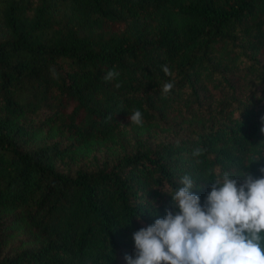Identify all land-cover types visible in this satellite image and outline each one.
<instances>
[{
    "label": "trees",
    "instance_id": "16d2710c",
    "mask_svg": "<svg viewBox=\"0 0 264 264\" xmlns=\"http://www.w3.org/2000/svg\"><path fill=\"white\" fill-rule=\"evenodd\" d=\"M262 117L264 0H0V264H127L183 175H264Z\"/></svg>",
    "mask_w": 264,
    "mask_h": 264
},
{
    "label": "clouds",
    "instance_id": "9594fccd",
    "mask_svg": "<svg viewBox=\"0 0 264 264\" xmlns=\"http://www.w3.org/2000/svg\"><path fill=\"white\" fill-rule=\"evenodd\" d=\"M161 69L166 76L173 75L167 65ZM118 76L113 69L103 79ZM173 87L172 82L164 83L162 94ZM129 119L132 125H143L139 109ZM260 131L264 133V127ZM260 171L264 173V168ZM236 176L225 172L215 178L202 205L192 191L195 181L183 175L171 194L172 209L179 211L169 209L164 218L133 233L135 258L125 255L127 264H264V175L255 178L245 172L239 175L243 180L239 186Z\"/></svg>",
    "mask_w": 264,
    "mask_h": 264
},
{
    "label": "rangeland",
    "instance_id": "374dc122",
    "mask_svg": "<svg viewBox=\"0 0 264 264\" xmlns=\"http://www.w3.org/2000/svg\"><path fill=\"white\" fill-rule=\"evenodd\" d=\"M25 238L23 235L17 237L15 240H14V243L16 244V246H20V240Z\"/></svg>",
    "mask_w": 264,
    "mask_h": 264
}]
</instances>
